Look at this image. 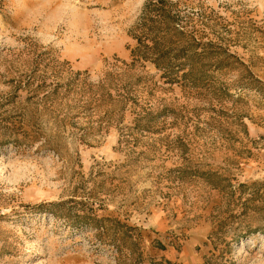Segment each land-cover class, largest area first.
Returning a JSON list of instances; mask_svg holds the SVG:
<instances>
[{
  "label": "rangeland",
  "instance_id": "374dc122",
  "mask_svg": "<svg viewBox=\"0 0 264 264\" xmlns=\"http://www.w3.org/2000/svg\"><path fill=\"white\" fill-rule=\"evenodd\" d=\"M0 264H264V0H0Z\"/></svg>",
  "mask_w": 264,
  "mask_h": 264
}]
</instances>
